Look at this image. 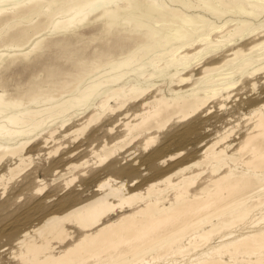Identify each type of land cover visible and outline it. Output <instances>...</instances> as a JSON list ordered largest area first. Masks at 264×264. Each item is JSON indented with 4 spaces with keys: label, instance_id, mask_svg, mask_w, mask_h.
Segmentation results:
<instances>
[{
    "label": "rangeland",
    "instance_id": "rangeland-1",
    "mask_svg": "<svg viewBox=\"0 0 264 264\" xmlns=\"http://www.w3.org/2000/svg\"><path fill=\"white\" fill-rule=\"evenodd\" d=\"M72 1L75 0H57L50 12H47L48 14L57 13ZM105 1L103 0L101 3L113 4L120 0ZM155 1L162 2L166 10L171 14L180 16L193 15L198 17V19H202L203 28L199 32L191 31L184 35L174 30V26L180 25L179 21L167 20L165 21L167 23L163 22V24L150 21V26L159 30L161 34L164 33L172 40V43L165 50L156 46L154 42L150 44L151 47H146L142 43L143 40L140 39L129 43L128 49L132 50L131 52L129 50L124 51L122 54L114 52L108 58H103L102 60L104 61L100 60L102 65L97 62L94 66L92 65L93 67L89 66L91 67V69L88 67L90 71L87 69L84 74H80L78 70H75V72H78L77 74L73 70L78 61L77 59L83 55L84 57L89 56L88 54L91 55L95 46L104 45L108 41L106 35L100 34L101 36L97 37L96 42H93L95 39L91 40V38L96 26L90 25L85 27V29L82 28L76 31V35L78 34L80 37L75 35L71 39V45L69 44L68 47L67 44L64 45V47L66 46L65 48L50 46L49 49H44L35 56H31L30 62L25 64L17 62L5 73L1 71L0 93L4 92L7 99H14L21 95L22 97L25 96L23 97L24 102L28 101L26 99L27 97L29 99L31 94L27 93L33 87L30 86L31 84H36L35 86L37 87L39 85L45 87L46 85V88L45 93L37 97V101L40 104L33 107L41 111L39 113L41 118L32 127L30 135L32 140L21 152L14 156H6L0 161V264H20V253H25L28 246V244H24L20 247L17 244L16 239L21 235L20 230L13 233L12 237L7 235L14 227L16 221L29 219L27 225H25V228H28L38 223L46 213L60 214L62 212L58 210L60 202L68 199H72L76 203L83 202L95 193L97 184L110 178H118L120 181H125L126 185H132L133 192L137 197L131 200L130 207L132 209L126 207L123 213L115 210L103 218L101 223L104 224L118 222L122 216L132 215L143 210L146 201L141 200V197L152 199L156 196V192L160 191H163L161 195H164L166 194V191H164L166 186L174 188L179 183H181L180 187H186L193 183L190 187L191 190L200 186L205 188L200 196L203 205L199 214L208 213L219 205L231 203L230 201H234V199L248 192V190H244L245 192L241 190L242 183L235 187L231 186L230 191L223 190L224 187L237 180L250 178V182L254 184L250 183L251 188L254 187L255 189L257 188L256 190L262 191L260 192L262 195L259 193L260 197L255 198L254 201L258 203L264 200V179H261L264 175V69L253 78H246L240 81L231 91L228 99L217 97L213 98V101L212 98L206 99L205 95L199 92L198 97L207 101H202V105L204 103L203 106L194 111V114L192 113L184 118L179 112H177L179 115L175 112L178 109L176 107L177 99H190L187 96L193 91L194 86L182 89L178 95L169 91L171 88L169 77L175 70L189 65L187 73L197 75L205 67H215L230 59L229 50L246 51L264 41V9L250 6V3L264 2V0ZM2 5L10 8L7 3ZM96 8L93 7L88 11L91 12L96 10ZM44 15L46 16L47 13ZM44 15L38 18L35 12H31L29 15L25 14L21 19L17 18L9 21L6 26H0L2 28H0V53H3L4 46L10 43L11 36L9 35L19 29L29 32L32 25L44 19ZM92 17L93 15L90 16V18ZM233 26H238L241 30L240 36L234 39V44L210 54L212 45L216 44L220 39L227 38L234 29ZM248 30L255 31L248 39L240 40V37ZM45 32L47 30L41 32L39 36L44 35ZM122 33L120 32V35ZM129 33L124 35L128 36ZM45 38L47 39L48 36ZM205 44L208 47L201 50ZM129 52L136 53L134 55L138 56V59L135 57L134 61L132 60V66L126 69V75L122 77L119 85L114 88L123 86L124 90H127L130 85L135 84L136 73L139 72L143 76L140 80V86L142 91L147 92L143 94L135 92L132 95H128L127 105L124 109L127 106L130 107L139 103L143 98L153 95L158 90L164 95L166 101L164 107L162 106L163 110L158 106L140 107L135 114L132 115L130 113L126 118L121 117L118 122H112L111 119L114 115L108 112L105 113L106 115L101 114L94 107L98 103L99 95L104 92L101 87L114 85L115 79H113L112 75L119 76L123 74L119 71L118 74L110 76L111 67L121 63L125 57L130 55ZM4 53L6 56L7 53ZM76 54L79 55V58H76L78 57ZM184 55H187V57H184ZM55 64L58 70L53 69V67H56ZM53 70L56 72H53ZM37 71H42V73L39 74ZM69 72L73 73V77L75 75L76 79L66 74ZM48 74L52 76H48ZM178 74H181V71ZM149 75H154V77L150 79L151 86L147 88V84L143 82V79L148 80ZM214 78L216 77L213 76L211 80ZM58 81L63 87L62 89L59 88ZM64 81L69 85L66 83L62 85ZM55 82L57 83L53 87ZM94 82L96 85H101V87L98 96L89 100L87 96L91 89V84ZM51 89L54 93H51ZM46 98L54 101L48 104L42 103ZM82 99L87 101L83 108H68L70 102L77 104V101ZM29 107L32 108L29 105L24 106V108ZM171 107L175 109L172 108L175 116L171 113L173 111L168 113ZM47 109L52 111V113L60 111L58 113L59 117L49 119ZM159 113L161 114L159 115ZM170 114L173 116L171 115L170 117ZM89 115H92L97 120L83 132L78 133V128L81 127L85 118ZM258 118H260V127L262 128H255ZM64 121H66L65 124H63ZM192 121L198 124V134L177 138L176 136L182 132L181 130ZM51 131H56L54 133V138H57L56 141L48 139ZM89 137H91V141L90 144H87V138ZM222 137H225L224 141L219 142ZM244 142L245 144L243 145ZM37 143L39 145L35 147ZM163 143L168 145V151L154 161V170L142 165V160L150 153L152 154ZM79 144L85 146L78 151H74V148ZM32 146L35 148L31 150ZM224 156L234 159L227 160ZM218 159H222L221 164H223V167L214 176L212 168L216 166L215 162ZM190 163H197V166L184 172L182 176L179 175V178L177 175H173L170 179L171 182L169 181V186L164 182L165 177L174 172L177 166L184 167ZM256 163L257 165L255 166L257 167L254 166ZM108 164H112L116 168H131V173L120 176L113 171L109 172L105 168ZM229 168L234 178L221 179L225 175L223 172ZM242 174L245 175L241 177ZM224 180L225 182H223ZM153 184H156V186L150 189ZM220 188L222 191H219ZM171 191L167 192L165 195L167 196L165 197L166 201H163V205L166 207L174 201V192L173 190ZM98 227L80 228L75 225H66L65 228L58 229L51 235L50 245L54 249L55 254L63 252L79 241L88 231L96 232ZM160 230L145 231L140 236L141 240L156 237L163 229ZM41 241V238H36V242L39 243ZM231 248L221 258L213 255L215 261H222L224 264H264V250H258V247H255V252L252 248L246 250L245 247L243 248L240 245ZM234 250L238 252L234 254Z\"/></svg>",
    "mask_w": 264,
    "mask_h": 264
},
{
    "label": "bare ground",
    "instance_id": "bare-ground-1",
    "mask_svg": "<svg viewBox=\"0 0 264 264\" xmlns=\"http://www.w3.org/2000/svg\"><path fill=\"white\" fill-rule=\"evenodd\" d=\"M56 1L57 0H0V26H6L9 21L16 20L17 18L21 19L25 14L29 15L31 12H35L36 17L38 18L47 13L46 16L44 15L43 20L37 23L35 22L36 24L31 26L29 32L21 29L16 30L13 33L11 32L12 34L9 35L11 36L10 43L4 46L3 50L7 55L5 56L4 52V55L3 53H0L2 54L0 56V73L1 71L5 73L17 62L24 64L30 62L31 56H35L44 49H49L50 46L63 48L64 45L67 44L68 47L69 44L71 45V39L76 35V31L82 28L85 29V27L90 25L96 26L92 38L90 37L91 40L95 39L93 42H96V39L100 34L106 35L108 41L105 42L104 45L95 46L92 54H88L89 56L84 57L83 55L79 58V55L76 54V56H78L76 58H79L80 60L77 59L79 62L76 60L77 63H75L77 65L75 64L73 70L74 72L75 70H78L80 74H84L89 66L93 67L97 62H100L103 58H108L114 52L122 54L124 51L129 50V43L136 42L140 39L143 40L142 43L146 45V47H151L150 44L154 42L156 46L162 47L161 49L165 50L172 43V40L167 35H164V33L161 34L159 30L150 26V21L152 23L156 21L157 23L159 22L162 24L163 22L167 23L165 22L167 20L179 21L180 25L176 27L174 26V30L178 33L181 32L184 35L191 31L199 32L200 29L203 28L202 19H198V17L193 15L180 16L177 14H171L166 10V7L162 2H157L155 0H118L119 2L113 4H102L101 2L103 0H75L65 5V7L59 12H51L52 14H48ZM262 2L250 3V6L257 9H264V2ZM4 3H7L10 8H6L2 5ZM93 7H97L96 10L89 12L88 10ZM249 14L251 15V13ZM91 15H93L92 18H90ZM233 27L234 29L229 33L227 38L220 39L216 44L212 45L210 54H214L222 48L234 44V39L240 36L241 30L238 26ZM45 30H47V32H45V34L43 33L44 35L39 36L40 33ZM254 31L255 30L246 31V33L240 37V40H243L244 38L248 39ZM120 32H123L122 35H120ZM128 32H130L128 36L124 35ZM47 36L48 38L46 39L45 37ZM207 47L208 46L205 44L201 50ZM130 52V55H126L127 57H125L121 63L111 67L110 76L112 74H118L119 71L123 73L119 76L112 75L114 77L113 79H115L113 82L114 85L102 88L101 85H96L94 82L91 84V89L87 96L90 100L91 98L98 96L100 87L104 90V92L99 95L98 103L94 108H96V111L101 112V114L108 112L111 115H114L111 119L112 122H118L121 117L126 118L130 113H132V115L135 114L140 107L147 108L158 106L162 108L166 101L164 95L158 90L151 96H147L143 99L141 98L142 100L140 99L141 101H139V103L130 107L127 106L124 109L127 105L128 95H132L135 92L139 94L147 92L142 91L140 80L143 76L140 75L139 72L136 73L135 84L130 85L127 90H124L123 86L114 88L119 85L122 77L126 75V69L132 66L134 58L136 57V55H134L136 53ZM228 52L231 56L230 59L215 67H205L203 71L199 72L197 75L187 73L189 65L175 70V72L170 75L169 83L171 88L169 91L171 93L178 95L182 89H186L188 86L194 87L190 95L187 96L190 99H177L176 107L178 109L175 110L171 107L170 110L168 109V113L174 109L175 112H179L183 118L192 113L194 114V111L204 105V103L202 105V101H207L198 97L199 92L203 93L206 99L212 98L213 100V98L217 97L228 99L231 91H233L240 81H243L246 78H253L264 69V41L246 51L236 49L229 50ZM184 57H187V55H184ZM91 67L89 68L91 69ZM56 68L57 66L53 67L54 70H58ZM54 70L53 72H56ZM180 71L181 74H178ZM38 73L40 74L42 71ZM66 74L73 77V73L71 72ZM48 76L52 75L48 74ZM213 76L216 78L211 80ZM75 77L76 76L74 75L73 78ZM153 77L154 75H149L148 80L145 78L143 79V82L147 84V88L151 86L150 79ZM65 80L67 81L66 78ZM66 81H64L62 85H64ZM56 83L57 82H55V84L53 83V87ZM35 85H30L33 87L29 89L30 92L27 93L31 95L29 99L27 97L26 100L28 101H25L26 103L23 101V97L25 96L22 97L20 95L14 99H7L5 98L4 92L0 93V161L6 156H14L21 152L29 141L32 140L30 137L32 127L35 122L41 118L39 116L41 111L33 107L40 104V102L37 101V97L43 95L46 88V85L45 87H41L40 85L37 87ZM58 85H60V83ZM75 87L77 86L75 85ZM59 88L62 89L63 87L60 85ZM51 93H54L53 90ZM52 101L54 100L46 98L42 103L48 104ZM86 104L87 101L82 99L77 101V104L70 102L68 108H83ZM25 105H29L32 108H24ZM46 111L48 112L47 115L49 119L59 117L58 113H60V111H55L53 113L48 109ZM171 113L173 115L175 114L174 111ZM160 114L161 113H159V115ZM172 114H170V117ZM154 115L156 114L154 113ZM96 120L97 119L92 115L87 116L77 132H83ZM194 121L181 130L182 132L176 137L181 138L183 136L197 135L199 131L197 127L198 124ZM65 123L66 121L63 122V124ZM260 124L261 121L260 118H258L255 123V128H259ZM55 132L56 131H51L48 139L56 141L57 138H54ZM224 139L225 137H222L219 142H223ZM90 141L91 137L87 138V144H90ZM244 144L245 142L243 145ZM37 145H39V143H37L35 147ZM84 146L85 145L83 144H79L74 148V151H78ZM35 147L32 146L30 149L32 150ZM167 151L168 145L163 143L157 147L152 154L150 153L148 156L145 154L147 157L142 160L141 164L154 170V161L158 157L165 155ZM224 157H226L227 160L234 159L228 156ZM221 162L222 159L216 160V166L212 168L214 176L222 170L223 164H221ZM255 165H257V163L254 164V166ZM196 166L197 163H190L184 167L177 166L174 169V172L165 177L164 182L169 186V181L173 175H177L179 178V175L182 176L184 172L189 171ZM105 168L109 172L113 171L120 176L131 173V168H116L112 164H108ZM223 173H225V175L222 176L221 179H231V177H233L230 168ZM244 175L245 174H242L241 177ZM189 179L191 178L189 177ZM261 179H264V175ZM250 181V178L237 180L227 185V187H224L223 190L228 191L231 189V186L235 187L242 183V186L240 187L242 188L241 190H248V192H246L247 194L245 193L239 198L234 199V201H230L231 203H226L221 206L219 205L212 211L204 214H199V211L203 205L200 196L203 194L205 188L200 186L191 190L190 187L193 183H190L186 187L181 186L182 188L180 187L181 183L174 188L166 186V189L164 190L166 191V194L171 190L174 192V201L169 203L168 207L163 205V201L165 200V197H167L165 196L166 194L161 195L163 194V191L156 192L155 190L156 196H154V198L146 199V197H141V200L146 201L143 210L135 212L132 215L122 216L118 222L104 224L101 223L103 218L110 213H113L115 210H119L123 213L126 207L131 206V200L136 199L135 197H137L133 192L134 189L132 188V185H126L125 181H120L118 178H110L97 184L95 187V193L89 199L80 203H76V201L72 199L62 201L59 206L57 205L58 210L62 211L60 214L46 213L38 223L31 225L28 228H25V225H27L29 219H26L25 221H16L14 227L11 230L9 229L10 231L7 235L12 237L11 235L13 233L20 230L21 235L16 239L17 244L20 247L24 244H28L25 253H20V264H166L168 262L170 264H224L222 261H215L213 255H217L221 258L224 253L229 252V248L239 245L243 246V248L245 247L246 250L252 248L254 252L255 247H258L259 249L256 248L258 250H264V200L258 203L254 201L255 198L260 197V192L262 191L256 190L257 188L255 189L254 187H252V189V183ZM223 182H225V180ZM155 186L156 184H153L150 186V189ZM219 191H222L221 188ZM66 225H75L80 228L99 227L96 232L92 233L88 231L75 244L69 246L63 252L55 254L54 249L50 245L52 240L51 235H53L56 230L65 228ZM151 230H160L161 232L158 234L156 233V237L141 240L140 236L145 231L149 232ZM36 238H41L42 241L38 243L36 242ZM236 252L238 251L234 250V254Z\"/></svg>",
    "mask_w": 264,
    "mask_h": 264
}]
</instances>
